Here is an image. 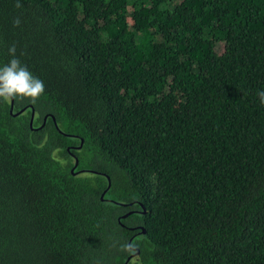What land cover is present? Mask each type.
<instances>
[{
	"label": "trees",
	"instance_id": "1",
	"mask_svg": "<svg viewBox=\"0 0 264 264\" xmlns=\"http://www.w3.org/2000/svg\"><path fill=\"white\" fill-rule=\"evenodd\" d=\"M13 45L0 264H264V0H0Z\"/></svg>",
	"mask_w": 264,
	"mask_h": 264
},
{
	"label": "clouds",
	"instance_id": "2",
	"mask_svg": "<svg viewBox=\"0 0 264 264\" xmlns=\"http://www.w3.org/2000/svg\"><path fill=\"white\" fill-rule=\"evenodd\" d=\"M20 7L19 3L16 5ZM20 20L17 18L14 21V26L18 27ZM9 56L11 57L6 64L0 66V99L8 102L16 98H31L35 102L41 94L45 91V85L41 79L35 77L25 66L21 60L16 56L15 45L8 49ZM260 103L264 105V91H258ZM60 151L56 149L55 152ZM55 152L53 158L55 159ZM61 164L65 161H59ZM121 251L133 253L135 247L131 244L125 243L121 245Z\"/></svg>",
	"mask_w": 264,
	"mask_h": 264
},
{
	"label": "water",
	"instance_id": "3",
	"mask_svg": "<svg viewBox=\"0 0 264 264\" xmlns=\"http://www.w3.org/2000/svg\"><path fill=\"white\" fill-rule=\"evenodd\" d=\"M10 113L13 114V99H12L11 102H10ZM33 113H34V111L32 110V116H31V120H30V126H31V127H32V121H33ZM15 114H16V113H15ZM77 164H78V161H77V159H76L74 167H76ZM72 171H73V170H72ZM109 185H110V182L108 183V187H109Z\"/></svg>",
	"mask_w": 264,
	"mask_h": 264
}]
</instances>
